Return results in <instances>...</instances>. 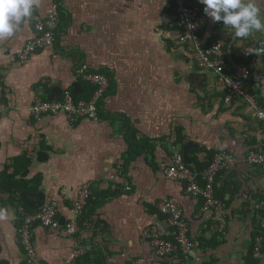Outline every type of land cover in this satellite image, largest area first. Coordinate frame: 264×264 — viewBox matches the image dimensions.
<instances>
[{
  "label": "crops",
  "instance_id": "obj_1",
  "mask_svg": "<svg viewBox=\"0 0 264 264\" xmlns=\"http://www.w3.org/2000/svg\"><path fill=\"white\" fill-rule=\"evenodd\" d=\"M54 1L34 0L31 16L21 21L14 35L0 40V102L7 107L0 118V185L8 169L15 181L30 183L29 200L40 209L54 203L65 223L78 218L74 203L85 185H93L94 195L109 192L110 187L115 195L76 237H57L37 225L34 241L40 260L78 264L79 251L96 248L103 264L154 261L144 233L156 227L162 236L170 235L169 217L158 212L159 203L170 199L181 205L190 235L199 238L214 211H205L183 183L168 180L161 171V165L171 164L175 150L192 143L198 169L215 154L213 164L222 152L235 162L220 172L216 184L218 190L227 189L224 199L230 202L224 207L217 199L223 203V243L205 250L199 246L187 264H257L247 261L256 208L251 198L264 194V166L250 165L247 155L264 150V131L249 104L226 105L218 76L200 68L194 54L176 44L181 29L171 2L61 0L64 16L55 46L20 63L26 44L35 37V17H48ZM204 16L201 39L212 44L221 26ZM229 34L234 40L225 47L231 57L237 38L232 29ZM250 40L264 45V32L240 39L238 50ZM251 64L256 73H264V46ZM94 71L112 76L101 110L117 117L114 122H73L65 114L41 121L32 117L30 107L36 98L47 91L68 92L81 74ZM120 118L129 121L132 132ZM132 136L148 145L131 153ZM41 144L46 158L40 156ZM25 153L32 157L27 172L15 165ZM20 195L18 190L4 195L0 189L1 264H25L19 243L22 208L3 201Z\"/></svg>",
  "mask_w": 264,
  "mask_h": 264
},
{
  "label": "built area",
  "instance_id": "obj_2",
  "mask_svg": "<svg viewBox=\"0 0 264 264\" xmlns=\"http://www.w3.org/2000/svg\"><path fill=\"white\" fill-rule=\"evenodd\" d=\"M169 1L174 5L173 9L177 16V24L181 29V36L176 44L193 53L200 68L213 72L218 76L219 83L224 89V102L226 105L231 106L239 102L249 104L255 111L256 118L261 123L264 131V106H260L258 100L250 94L249 88L244 86V82H248V86L257 90L260 96L264 98V73H253L243 64L227 69L224 48L229 41V30L231 28L225 27L219 33L217 42L211 46H205L201 40L205 16L202 14L200 5L191 6L189 0ZM60 5H62V2L55 3L51 14L46 18L35 17V37L26 44L20 55V63L25 64L35 53L55 46L60 28L58 10ZM256 51L257 44L247 43L242 47L240 57L243 59L254 58ZM83 79L96 88L89 101L75 102L69 92L58 101H47L38 97L30 107L32 117L36 121H41L45 116L65 114L73 122L85 119L99 121L98 105L109 90L110 80L100 73L84 74ZM6 110V105L0 102V118L6 113ZM233 162L235 160L231 154L226 152L218 154L214 163L202 175L204 186H201L196 173L185 164L178 150H175L170 165H161V171L168 180L183 183L190 196L201 199L205 211H214L212 220L218 224L214 229L221 232L225 229L222 214L223 204L214 196V183L217 174L228 169ZM247 162L252 166H264V150L249 153ZM129 189L127 186V190ZM90 195L91 184L85 185L74 203V211L77 216L82 214ZM158 210L162 215L169 217L170 224L175 230L174 241L165 239L156 227L146 230L144 236L153 250L155 260L148 262L144 259H137L134 264H165L164 260L176 254L177 251L182 255V264H187L191 254L199 248V242L195 237L190 236L189 224L184 219L181 205L170 199L159 203ZM37 225L61 238L76 237L80 233L77 219L70 220L65 224L60 222L58 209L54 203L44 206L35 214L27 215L19 230V243L24 253L25 264H45L38 256L34 241V232ZM83 254L82 251H79L77 256ZM256 257L261 264H264V255L259 245L256 248Z\"/></svg>",
  "mask_w": 264,
  "mask_h": 264
},
{
  "label": "trees",
  "instance_id": "obj_3",
  "mask_svg": "<svg viewBox=\"0 0 264 264\" xmlns=\"http://www.w3.org/2000/svg\"><path fill=\"white\" fill-rule=\"evenodd\" d=\"M54 2L59 3V2H61V0H55ZM171 4H172V6H174L173 3H171ZM189 4L191 6L200 5L202 14L204 15V12H203L204 6L199 3V0H189ZM58 10H59V14H60V28H59V33H60V29L62 26V20L61 19H63V16H64L62 5L59 6ZM216 24H217V26L218 25L221 26V28L219 29V32H221L225 28L222 22H217ZM201 36H202V34H201ZM218 37H219V33H218V36L216 38H214L213 43L217 42ZM233 40L234 39L232 38V35H230L229 41L226 45L227 49ZM239 41H240V39H237L235 42L232 43V51L233 52L231 54L232 55L231 57L228 56V50L226 49V47L224 48L226 68L232 69L234 66H236L238 64H243L247 68L252 70L253 73H255L254 66H252V64H251V60H253L254 58L243 59L240 57L241 51L238 50ZM248 43L249 44H253V43L257 44V51H256L255 56L258 54L259 51L262 50V48L264 46L261 42H258L256 40H252V41L250 40ZM203 44L205 46H211L212 45L210 43L206 44L204 42H203ZM245 45H247V43H244L243 46H245ZM85 73L87 74V72H85ZM92 73H100V74H103L109 78L110 87L106 93V95H107L110 91L111 84H112L111 74L108 73L107 71H94ZM244 86L249 88L250 94H252L258 100L259 104L264 105V98H262L260 96V94L257 90L248 86V82H246V83L244 82ZM95 91H96L95 86H93L89 82L85 81L83 79L82 74L80 77H78L77 81L68 90V92L71 93V95L73 96L75 102L89 101L92 98ZM66 93L67 92H63V91H51V92L47 91V94L44 95L43 99L47 100V101H58V100H61ZM102 100L99 102V105H98L99 121L108 120V121L114 122V120L118 119L117 117L114 118V117H110L108 115L102 114V110H101ZM119 121H121V123L123 124L124 127H126L130 132H132L130 130L131 129L130 123L126 118H120ZM128 142L131 143V153H134V152L137 153L138 148L140 150V148L143 149V147H141V146H147L148 145V142H144V141L143 142L145 144L143 143L144 145H142V143L135 140L133 138V136L131 137L130 140L128 139ZM41 147H42V149H41L42 151L40 152V156L44 157L46 155L45 151L43 150V148H45V146L41 144ZM196 152H197L196 148L193 146L192 143H188L180 149V153L184 159L185 164L193 172L196 173L197 178L201 183V186H204V182L202 181V175H203L202 171L203 170L206 171L210 167V165L212 164L213 159L215 157V154L210 155V158H208L209 161L203 165V167H202L203 169H198ZM46 157H47V155L45 156V158ZM31 161H32L31 155H29L28 153H25L22 157L19 158V160L16 162L15 165L19 169L25 170V172H27V168L31 164ZM219 175H220V172L217 174V177L215 179V184H214L215 198L218 200H221L224 203V207H228L230 202L229 201L226 202L224 199V197H226V192H224V191H227V189H225V190L219 189L218 190V188L216 186L217 181H218L217 179H218ZM1 181H2V185H0V189H1L2 194L10 195L14 190H18L19 192L22 193V195H20L21 197H19L16 200L12 199L11 196L8 197L6 200H3L4 202L7 201V204L14 207V208H22V214L20 215V218H19V220H20L19 230H20L21 226L23 225V223L25 221V217L27 215H32V214L39 212L41 207L36 202H33L32 200L28 199V195L31 194L32 189H33L29 182L25 181L24 179H22L20 181H15L14 176H11L9 174L8 169L1 176ZM93 188H94L93 185H91V195L87 201L86 206L83 209L82 214L79 215L77 218V222H78V225L80 228V232L85 228L86 225L91 223L93 217L96 214V211L101 208V206L106 202V199L108 197L115 195V194L113 195L111 193V191H110L111 187L109 188V192L101 193L98 195L97 194L94 195V189ZM130 190H131V188L128 191H130ZM94 196H95V199H94ZM251 199L255 201L256 208L254 209L253 239H252V243L250 246V252H249L247 261L250 262V260L254 259V261L257 264H259L260 260L255 257V249L259 245L260 250H261L262 254L264 255V227H263L264 194L261 192H257L256 194H254V196ZM201 203L203 205L202 200H201ZM158 212H159V210H158ZM60 222L62 224H65V222H63L61 220H60ZM216 225H218L216 222H214L213 220H210V223L207 225V228L205 229V231L202 233V235L199 238H197L201 250H205L207 248H215L216 246L223 243L222 241H223V236H224V233H223L224 230L221 232L215 231L214 227ZM174 237H175V230L172 227L170 230V235L168 237H164V238L167 240H170V241H174ZM99 252H101V250H97L96 248H94L93 251L86 252L83 254V256L82 255L79 256V258L77 259L76 262H78V264H82L83 262L88 261V263L92 262L93 264H103V262L101 261L102 259L101 260L99 259V256L101 255V254H99ZM181 259H182V255L180 254V252L177 251L176 254L165 259L164 263L165 264H182Z\"/></svg>",
  "mask_w": 264,
  "mask_h": 264
},
{
  "label": "clouds",
  "instance_id": "obj_4",
  "mask_svg": "<svg viewBox=\"0 0 264 264\" xmlns=\"http://www.w3.org/2000/svg\"><path fill=\"white\" fill-rule=\"evenodd\" d=\"M213 23L222 22L234 37L245 39L264 32V0H199ZM34 0H0V40L14 35L19 24L31 16Z\"/></svg>",
  "mask_w": 264,
  "mask_h": 264
}]
</instances>
